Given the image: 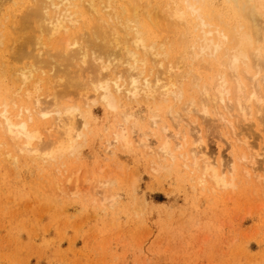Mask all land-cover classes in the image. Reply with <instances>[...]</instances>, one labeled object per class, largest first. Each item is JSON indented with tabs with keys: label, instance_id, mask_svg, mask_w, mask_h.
<instances>
[{
	"label": "bare ground",
	"instance_id": "bare-ground-1",
	"mask_svg": "<svg viewBox=\"0 0 264 264\" xmlns=\"http://www.w3.org/2000/svg\"><path fill=\"white\" fill-rule=\"evenodd\" d=\"M222 2L0 0V152L8 144L13 161L56 176L101 104L112 120L104 152L141 148L157 176L182 168L210 197L241 175L264 190V138L252 133L264 137V0ZM121 99L147 104V116ZM209 137L227 158L207 151ZM116 180L88 183L102 212Z\"/></svg>",
	"mask_w": 264,
	"mask_h": 264
},
{
	"label": "rangeland",
	"instance_id": "rangeland-1",
	"mask_svg": "<svg viewBox=\"0 0 264 264\" xmlns=\"http://www.w3.org/2000/svg\"><path fill=\"white\" fill-rule=\"evenodd\" d=\"M120 104L138 120L147 116L143 102ZM89 114L79 156L56 176L21 156L13 161L8 144L0 152V264H264V190L255 181L241 175L237 188L210 197L182 168L157 176L141 148L104 152L112 120L101 104ZM214 140L206 139L207 151L227 158L230 147ZM108 172L117 202L102 212L88 183Z\"/></svg>",
	"mask_w": 264,
	"mask_h": 264
}]
</instances>
